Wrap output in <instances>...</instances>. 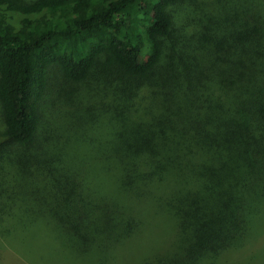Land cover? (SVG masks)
<instances>
[{"label": "trees", "instance_id": "trees-1", "mask_svg": "<svg viewBox=\"0 0 264 264\" xmlns=\"http://www.w3.org/2000/svg\"><path fill=\"white\" fill-rule=\"evenodd\" d=\"M221 2L0 0V250L264 264V0Z\"/></svg>", "mask_w": 264, "mask_h": 264}, {"label": "rangeland", "instance_id": "rangeland-1", "mask_svg": "<svg viewBox=\"0 0 264 264\" xmlns=\"http://www.w3.org/2000/svg\"><path fill=\"white\" fill-rule=\"evenodd\" d=\"M225 0H206V5L209 4V8L212 13H215L221 8H217L218 4H221ZM227 1V0H226ZM259 0H235V10L248 9L249 11H256ZM234 4V3H233ZM182 9V6L179 7ZM264 10V4L259 7ZM220 11V10H219ZM251 12V13H252ZM57 93L56 88H53L52 96H49L47 101V109L50 111L52 108L51 104L53 102L54 95ZM51 101V103H50ZM68 104H72L71 107H64L65 111L74 110L77 108V103L73 97L68 101ZM51 104V105H50ZM58 137V136H57ZM57 231L55 230H43L39 229L38 233L30 230V233H26L10 237L14 242L13 247L6 246L0 250V264H81V256L73 252L71 255L63 251L62 247L59 245L57 238ZM17 238V236H19ZM4 239L0 240V244L3 245ZM257 254L264 255V246H258L255 248ZM82 264H89L83 262Z\"/></svg>", "mask_w": 264, "mask_h": 264}]
</instances>
